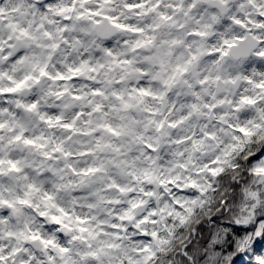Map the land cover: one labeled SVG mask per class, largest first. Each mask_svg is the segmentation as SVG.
I'll return each mask as SVG.
<instances>
[{
  "label": "clouds",
  "instance_id": "1",
  "mask_svg": "<svg viewBox=\"0 0 264 264\" xmlns=\"http://www.w3.org/2000/svg\"><path fill=\"white\" fill-rule=\"evenodd\" d=\"M0 264H264V0H0Z\"/></svg>",
  "mask_w": 264,
  "mask_h": 264
}]
</instances>
